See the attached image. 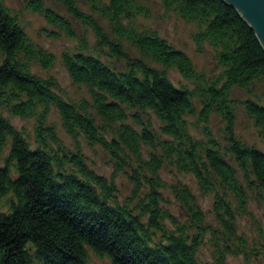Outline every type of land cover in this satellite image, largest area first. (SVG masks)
I'll use <instances>...</instances> for the list:
<instances>
[{"label":"clouds","instance_id":"1","mask_svg":"<svg viewBox=\"0 0 264 264\" xmlns=\"http://www.w3.org/2000/svg\"><path fill=\"white\" fill-rule=\"evenodd\" d=\"M5 217L9 264H264V44L224 0H0Z\"/></svg>","mask_w":264,"mask_h":264},{"label":"trees","instance_id":"2","mask_svg":"<svg viewBox=\"0 0 264 264\" xmlns=\"http://www.w3.org/2000/svg\"><path fill=\"white\" fill-rule=\"evenodd\" d=\"M224 4L225 7L228 9V11L233 15V17L241 22L245 31L257 43L262 44L257 36V33L249 24V22L243 17L241 11L228 4L225 0H224ZM49 203L51 204L53 209H55L61 216L67 219L70 223H73L77 227L83 226L84 228L95 230V225H92L90 221L86 223L87 218L81 219L78 214L76 216H72L65 202H63L60 198L53 197L52 199H50ZM14 222H15V217H11V218L5 217L3 219H0V229H2V231H0V264H9L11 257H9L6 260L5 259L6 254H9L13 248L15 247L18 248L20 246L21 243L20 237L7 238L10 235L9 229L11 228V224ZM29 243H31V240H29ZM118 258L121 260L122 264H143V259H144L138 253H130L127 251H124L123 254L120 255Z\"/></svg>","mask_w":264,"mask_h":264},{"label":"water","instance_id":"3","mask_svg":"<svg viewBox=\"0 0 264 264\" xmlns=\"http://www.w3.org/2000/svg\"><path fill=\"white\" fill-rule=\"evenodd\" d=\"M231 6L241 11L264 44V0H225Z\"/></svg>","mask_w":264,"mask_h":264}]
</instances>
